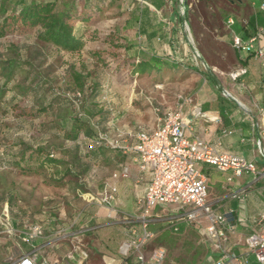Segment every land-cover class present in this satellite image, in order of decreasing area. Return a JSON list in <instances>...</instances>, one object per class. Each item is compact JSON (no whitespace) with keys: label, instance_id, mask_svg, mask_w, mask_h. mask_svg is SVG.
Here are the masks:
<instances>
[{"label":"crops","instance_id":"1","mask_svg":"<svg viewBox=\"0 0 264 264\" xmlns=\"http://www.w3.org/2000/svg\"><path fill=\"white\" fill-rule=\"evenodd\" d=\"M108 1L104 0L105 3ZM224 4L226 15L219 26L220 33H214L211 39L225 49L226 54L223 56L218 51H208L206 54L204 50L206 58L198 51L201 59L194 60V48L188 44L183 32L175 0H117L113 8L115 11L126 9L124 17L107 18L114 21L108 24L110 26L102 19L99 28L104 30L115 24L124 25L126 19L139 14L138 19L131 23L133 29L125 32L127 38L136 39L150 53L162 57H173L174 54L180 62L179 81H175L179 83V98L175 92L173 96L168 95L167 99L162 95L161 103L173 109L178 104L181 106L189 126L187 136H197L219 152L251 160L263 173L262 176L251 173L237 176L231 170L220 171L206 163L198 165L206 176L207 200L221 212L233 210L234 228L229 234L227 248L246 253L245 238L254 229V219L264 211V58H257L244 49H235L232 40L235 35L247 40L259 34L255 46L264 48V11L257 0H226ZM173 40L179 41L178 52L172 48ZM90 47L91 44L87 42L82 51L58 54L63 59L73 55L86 57L93 63L88 53ZM238 68H245V72L234 79L230 72ZM103 84L107 86L104 100L113 109V125L109 132L111 137L133 144L134 137L127 134L132 133L138 125L148 131L155 129L157 115L147 92L136 93L132 85L124 88L108 81H103ZM223 90L229 95H225ZM196 107L200 108L203 115H194ZM55 115L67 125L66 112ZM121 165L128 166L129 175L112 178ZM229 177L231 180H228ZM149 180L150 172H140L131 155L109 149L97 150L81 176L65 178L63 185L54 190L56 196L65 203L57 214L45 220L41 215L38 216L44 220L43 237L31 244L22 242L18 237L10 245L9 238L0 236V248L3 250L8 245L5 248L7 255L5 257L3 254L0 264H9L11 255L28 256L34 264L74 263L67 254L76 243L87 252L89 264H132L134 259L125 258L120 252V245L131 238L133 229L140 233V225L136 221L129 223L123 218L138 212L137 197ZM106 182L114 183L117 187L111 207L85 199L88 192L101 194ZM241 189L246 190L242 199L231 197L233 192ZM175 213L162 217L150 215V228L156 232V240L149 241L144 247L146 257L154 248L163 247L166 250L164 264H194L193 258L185 257L183 262L179 258V232H182L185 235L180 246L187 244L193 254L200 251L195 264L212 262L217 254L211 249L202 227V236L193 232V223H178V230H175L172 226ZM61 231L65 233L61 235ZM163 233L164 236L161 235ZM248 264H258L250 254Z\"/></svg>","mask_w":264,"mask_h":264},{"label":"trees","instance_id":"2","mask_svg":"<svg viewBox=\"0 0 264 264\" xmlns=\"http://www.w3.org/2000/svg\"><path fill=\"white\" fill-rule=\"evenodd\" d=\"M116 1L0 0V116L7 115L3 112L7 104L12 113L24 121L33 122L49 114L54 124L53 137L62 138L64 143L60 149L48 146L47 142L20 141L13 147L15 150L6 168H17L33 176L41 175L40 167L57 169L63 164L62 176L52 183L61 186L65 178L81 176L97 150H112L93 142L97 127H105L112 120L109 105L103 99L107 86L103 82L94 86L87 75L82 76L74 69V64L59 57V52H79L89 42L88 53L94 66L106 70L123 84L150 75H167L171 82L179 76V59L150 53L136 39H128L125 35L127 30L133 29L131 23L139 14L126 19L124 25L115 24L104 30L99 28L106 16L124 17L126 9L114 10ZM31 34L41 43L34 51L27 50V44L19 40ZM41 57L43 60L38 61ZM45 67L52 70L43 76L42 68ZM23 72L27 73L21 79L19 74ZM77 92L81 94L78 107L74 102ZM90 104L96 108H89ZM60 109L66 111L67 125L55 115ZM4 146L8 147L7 144ZM19 214L25 215L26 212L20 210ZM28 223L42 224L43 221L37 218Z\"/></svg>","mask_w":264,"mask_h":264},{"label":"built area","instance_id":"3","mask_svg":"<svg viewBox=\"0 0 264 264\" xmlns=\"http://www.w3.org/2000/svg\"><path fill=\"white\" fill-rule=\"evenodd\" d=\"M259 7L264 11V0H257ZM180 3V0H178ZM187 26V22L185 24ZM184 32V30H183ZM259 34L253 35L247 40L240 36H233L232 45L235 49H244L257 58H264V48L256 47L255 41ZM194 60L201 56L197 49L193 54ZM175 58V57H171ZM177 59V58H175ZM245 72V68H238L230 73L234 79ZM74 101L78 107L81 103V94L77 92ZM181 97V96H180ZM179 98V94H178ZM106 99V96L103 97ZM112 112V107L109 105ZM157 115V126L148 131L138 125L132 133L135 139L133 144L123 143L119 138L111 137V125L98 126L97 134L93 140L94 144L104 145L124 155H131L138 164L140 172H150V180L144 187L142 193L137 197L136 214H127L124 220L127 222H138L140 233L133 229L131 238L120 245V252L125 258L132 257V264H164L166 250L156 247L146 257L144 247L156 236V232L150 228L152 219L150 211L158 205L176 204L178 210L175 213L172 226L178 230V223H194L199 219L204 220L202 231L211 245V249L217 256L209 264H248L249 254L255 262L264 264V211L254 219V229L245 238L246 253H238L228 249L226 244L229 234L234 228L233 210L221 212L207 200L206 176L198 167L201 163L209 164L220 171L231 170L234 175L251 173L262 176L251 160L230 153L219 152L214 146L194 136H187L188 124L181 112L179 104L176 108H167L160 111L155 108ZM264 119V108L262 110ZM195 116L203 113L200 108L194 109ZM264 132V127L262 129ZM129 168L121 165L118 172L112 174V178L127 177ZM228 180H231L229 177ZM117 187L114 183L106 182L101 194L88 192L85 199L89 202L111 207ZM246 190L241 189L231 194L232 198L242 199ZM6 221L2 223L1 233L9 236L17 234V229L8 220L7 213L3 212ZM61 231L60 234H64ZM67 233V232H66ZM44 236V226L41 223H26L23 230L18 234L20 240L31 244L35 239ZM78 254V258L76 255ZM69 259L74 260L70 264H89L88 254L79 243L73 245L67 254ZM9 264H34L33 259L28 256H10Z\"/></svg>","mask_w":264,"mask_h":264},{"label":"rangeland","instance_id":"4","mask_svg":"<svg viewBox=\"0 0 264 264\" xmlns=\"http://www.w3.org/2000/svg\"><path fill=\"white\" fill-rule=\"evenodd\" d=\"M185 1L186 13L181 16L184 17L185 21L187 22L188 28L187 26L184 27V34L188 40V44L197 49L205 58L206 54L209 52L212 53L218 51L222 56L226 54L225 49L219 43L211 41L213 38L212 35H214V33H220L219 26L222 24L221 22L223 17L226 15L224 4L226 0ZM176 6L178 7V12L180 13L181 4L178 2V0L176 1ZM111 20H107L106 16L103 19V22L108 25L114 22ZM19 40L20 43L27 44L26 48L29 51L38 49L39 45L41 44L32 34L22 36L19 38ZM171 45L174 51L178 52L179 41L173 40ZM204 50L206 54L203 53ZM173 57H175L174 54ZM39 60L42 61L43 58L41 57L38 59V61ZM66 60L67 62H71V64L75 63L73 66L77 69H74L79 73H82V76L87 75L88 81H90V83H92L94 86L97 82L100 84L103 81H108L112 85H120L124 88L132 85L134 87V92L136 93L147 92L151 98L149 102H151L154 111L155 108H159L160 111L168 108L166 105L161 103L162 95H165L166 98L168 95L173 96L174 92L175 94H179V85H177L179 83L175 82L176 80L179 81V76H176L173 79L174 81L171 82V77H168L167 75H164L163 77H154L153 75H150L134 80L133 83L123 84L118 78L113 79L110 73H106V71H103V69H98V67H95L93 63L86 59V57H76L73 55L71 57H66L64 61ZM49 64H52L53 67L55 66L53 63ZM51 67H48L47 69L46 67L44 69L42 68V70H44V74L42 75L44 76L45 74H49L52 70ZM26 73L27 72H23L19 74V78L22 79ZM76 82L78 83V81ZM174 87L176 88L173 89ZM18 101L19 100H17V102ZM4 107L5 109L3 112L7 113V115L0 116V230L3 226L2 223L6 221V217L3 212L7 213L8 211V220L17 229V234L9 236L0 232V236H6L9 238L8 244L11 245V242L18 238L19 232L23 229L24 225L28 221L36 220L40 215L45 220L52 214H57L58 210L65 203H63V201L59 199L54 193V190L60 186H55L52 184L56 183V180L62 176L65 167L63 164H60L57 169L54 167H40L39 171L41 172V175L31 176L29 173H26L25 171L22 172L17 168L10 169L5 167V165L10 162L9 157L12 155V151L15 150V146H17L20 141L25 143H31L35 141L47 142L48 146L53 145L54 147L60 149H63L64 143L62 138L53 137L55 136L53 135L54 124L51 122L52 119L49 114L45 113L47 114L44 115L45 118L41 117V119H35L33 122L24 121L19 117H16L15 113H12L10 105L7 104L4 105ZM89 108L95 109L96 106L94 104H90ZM57 112L60 114L66 111L60 109ZM36 128H38V131L36 130L32 132V129L35 130ZM6 144L8 147L4 146ZM58 156L61 157L62 154H58ZM61 182L62 180L60 183ZM6 201L8 202L6 203ZM20 210L25 211L26 214L17 215ZM177 210L178 206L176 204L158 205L150 211V215H154L155 217L168 216ZM26 218L28 219L25 220ZM202 224H204V220L199 219L191 226V228H193V232H195V234L198 233L199 236H202L200 231V226H202ZM161 235L164 236L165 233ZM182 235L183 233L179 232V258H181V262H183L185 257L193 258L195 264L200 251L197 254H193L191 253V249L187 247V244L184 243L183 246H180L182 244L181 242H183L182 239L184 238L185 234L183 236ZM155 238L150 241L152 242L153 240H156ZM4 247L8 248V245H5ZM5 248L3 250L0 248V262L1 258H3V254H5V257L7 255V250Z\"/></svg>","mask_w":264,"mask_h":264},{"label":"water","instance_id":"5","mask_svg":"<svg viewBox=\"0 0 264 264\" xmlns=\"http://www.w3.org/2000/svg\"><path fill=\"white\" fill-rule=\"evenodd\" d=\"M180 4H181V12H180V16L184 15L186 13V1L185 0H180ZM181 16V19H182V28L184 30V27H185V24H186V21H185V18ZM193 52H195V48L193 49ZM201 59V57L199 58ZM224 94L225 95H229L228 92L226 90H223Z\"/></svg>","mask_w":264,"mask_h":264},{"label":"bare ground","instance_id":"6","mask_svg":"<svg viewBox=\"0 0 264 264\" xmlns=\"http://www.w3.org/2000/svg\"><path fill=\"white\" fill-rule=\"evenodd\" d=\"M187 28H188V26H187Z\"/></svg>","mask_w":264,"mask_h":264}]
</instances>
